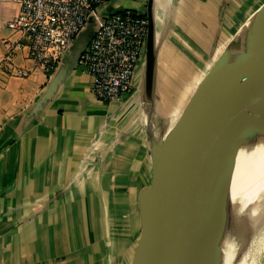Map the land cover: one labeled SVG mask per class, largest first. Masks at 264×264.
Instances as JSON below:
<instances>
[{"label":"crops","instance_id":"crops-1","mask_svg":"<svg viewBox=\"0 0 264 264\" xmlns=\"http://www.w3.org/2000/svg\"><path fill=\"white\" fill-rule=\"evenodd\" d=\"M227 1H195L217 10L208 13L213 44ZM146 2L109 0L102 9ZM172 2L179 9L183 1ZM165 6L155 0V7ZM18 8L15 0H0V264H132L151 180L141 96H133L134 86L115 102L94 96L92 77L78 63L96 27L92 17L51 72L26 49L4 60L8 46L22 40L9 28ZM163 30L156 22L157 85L163 67L174 69ZM10 64L27 74L8 73Z\"/></svg>","mask_w":264,"mask_h":264},{"label":"water","instance_id":"water-1","mask_svg":"<svg viewBox=\"0 0 264 264\" xmlns=\"http://www.w3.org/2000/svg\"><path fill=\"white\" fill-rule=\"evenodd\" d=\"M155 8V0H147L140 94L151 180L141 199L142 231L132 264H219L217 239L238 158L264 138V34L251 42L264 4L218 55L168 133L160 131L156 103ZM92 35L88 31L87 43Z\"/></svg>","mask_w":264,"mask_h":264},{"label":"built area","instance_id":"built-area-1","mask_svg":"<svg viewBox=\"0 0 264 264\" xmlns=\"http://www.w3.org/2000/svg\"><path fill=\"white\" fill-rule=\"evenodd\" d=\"M15 1L19 8L9 28L18 32L22 40L8 46L4 60H11L17 50L26 49L37 67L51 72L92 17L96 27L78 60L92 77L91 90L105 103L118 101L129 92L135 70L144 58L146 13L133 9H102L109 0ZM8 70L20 75L28 72L15 70L12 64Z\"/></svg>","mask_w":264,"mask_h":264},{"label":"rangeland","instance_id":"rangeland-1","mask_svg":"<svg viewBox=\"0 0 264 264\" xmlns=\"http://www.w3.org/2000/svg\"><path fill=\"white\" fill-rule=\"evenodd\" d=\"M163 1L166 6L156 7L154 12L158 30L161 31L164 28V34L159 33L162 36L161 41H167L166 45L173 52L174 69L170 70L171 67L165 66L160 71L158 85L156 84V103L160 107L157 110L161 121H159V128L162 129L160 131L168 133L185 109L190 95L204 74L209 71L226 45L248 24L264 4V0H228L227 7L222 11V17L219 20V34L214 44L210 42L213 30L207 23L212 20L211 15L208 14L213 13L211 9H203L202 6L198 8L196 0H182L179 9L173 8V2ZM121 7L131 9L125 5ZM100 8L101 6L98 7ZM133 9L144 13L146 11L144 6ZM201 17L204 20L199 21ZM89 23L91 25L92 20ZM143 61L144 58L140 65ZM142 80L141 66L140 68L137 66L133 79V96L141 94Z\"/></svg>","mask_w":264,"mask_h":264},{"label":"bare ground","instance_id":"bare-ground-1","mask_svg":"<svg viewBox=\"0 0 264 264\" xmlns=\"http://www.w3.org/2000/svg\"><path fill=\"white\" fill-rule=\"evenodd\" d=\"M263 34L264 20L251 42ZM217 244L219 264H264V138L238 158L225 227Z\"/></svg>","mask_w":264,"mask_h":264},{"label":"trees","instance_id":"trees-1","mask_svg":"<svg viewBox=\"0 0 264 264\" xmlns=\"http://www.w3.org/2000/svg\"><path fill=\"white\" fill-rule=\"evenodd\" d=\"M220 2H221V0H220ZM213 12H214V13H217V10L215 9V10H213Z\"/></svg>","mask_w":264,"mask_h":264}]
</instances>
